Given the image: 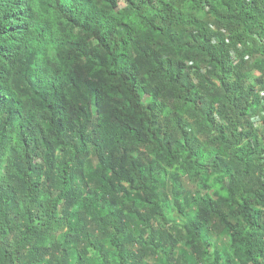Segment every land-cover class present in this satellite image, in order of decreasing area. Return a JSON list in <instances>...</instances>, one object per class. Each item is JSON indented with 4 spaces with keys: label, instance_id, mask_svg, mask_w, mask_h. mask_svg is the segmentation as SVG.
<instances>
[{
    "label": "trees",
    "instance_id": "1",
    "mask_svg": "<svg viewBox=\"0 0 264 264\" xmlns=\"http://www.w3.org/2000/svg\"><path fill=\"white\" fill-rule=\"evenodd\" d=\"M262 93L264 0H0V264H264Z\"/></svg>",
    "mask_w": 264,
    "mask_h": 264
},
{
    "label": "rangeland",
    "instance_id": "2",
    "mask_svg": "<svg viewBox=\"0 0 264 264\" xmlns=\"http://www.w3.org/2000/svg\"><path fill=\"white\" fill-rule=\"evenodd\" d=\"M258 75L259 74L256 73V72L253 73V77L254 78H256ZM184 184H185V186L187 187L188 190H195L194 186L191 185L190 183H188L186 180H184ZM138 207L141 208V205H138ZM74 210L80 211L81 210V205L80 204H77ZM141 210L143 211V208H141Z\"/></svg>",
    "mask_w": 264,
    "mask_h": 264
},
{
    "label": "built area",
    "instance_id": "3",
    "mask_svg": "<svg viewBox=\"0 0 264 264\" xmlns=\"http://www.w3.org/2000/svg\"><path fill=\"white\" fill-rule=\"evenodd\" d=\"M232 56L236 59V56H235V54H232ZM262 96H263V94H262ZM253 120H256L257 121V124L256 125H258L259 124V122H260V119L259 118H255V119H253Z\"/></svg>",
    "mask_w": 264,
    "mask_h": 264
},
{
    "label": "clouds",
    "instance_id": "4",
    "mask_svg": "<svg viewBox=\"0 0 264 264\" xmlns=\"http://www.w3.org/2000/svg\"><path fill=\"white\" fill-rule=\"evenodd\" d=\"M263 94V93H262ZM264 95V94H263Z\"/></svg>",
    "mask_w": 264,
    "mask_h": 264
}]
</instances>
